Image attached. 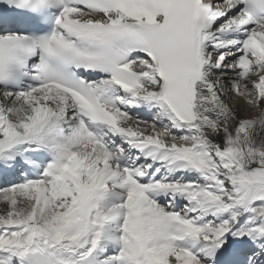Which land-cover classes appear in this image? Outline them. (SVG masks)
<instances>
[{
  "label": "snow or ice",
  "instance_id": "obj_1",
  "mask_svg": "<svg viewBox=\"0 0 264 264\" xmlns=\"http://www.w3.org/2000/svg\"><path fill=\"white\" fill-rule=\"evenodd\" d=\"M0 264H264V0H0Z\"/></svg>",
  "mask_w": 264,
  "mask_h": 264
}]
</instances>
